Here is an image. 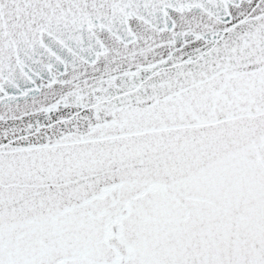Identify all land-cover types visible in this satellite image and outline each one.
I'll return each instance as SVG.
<instances>
[{
    "label": "snow or ice",
    "instance_id": "obj_1",
    "mask_svg": "<svg viewBox=\"0 0 264 264\" xmlns=\"http://www.w3.org/2000/svg\"><path fill=\"white\" fill-rule=\"evenodd\" d=\"M0 264H264V0H0Z\"/></svg>",
    "mask_w": 264,
    "mask_h": 264
}]
</instances>
